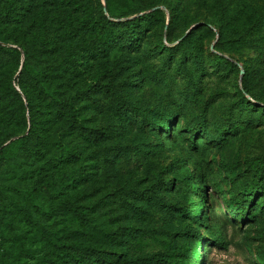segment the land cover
<instances>
[{"label":"rangeland","instance_id":"obj_1","mask_svg":"<svg viewBox=\"0 0 264 264\" xmlns=\"http://www.w3.org/2000/svg\"><path fill=\"white\" fill-rule=\"evenodd\" d=\"M24 1L31 7L20 11L10 27L20 41L31 32H65L78 15L69 0ZM159 7L164 28L153 25L138 49L115 46L107 55L84 59L87 85L111 82L109 90H96L85 111L89 126L103 137L85 144L76 162H56L48 172L55 177L80 165L90 168L88 181L54 200V206L65 199L76 202L86 219L54 218V242L92 247L107 264H127L128 255L196 246L200 240L183 232L198 227L206 237L198 261L262 264L264 195L255 204V216L244 220L229 205L251 177L245 160L264 156V103L248 108L238 93L244 68L264 47V0H162ZM83 34L92 43L91 33ZM161 39L187 53L185 65L157 49ZM217 53L235 66L218 61ZM259 71L264 73V66ZM255 83L254 92L264 98V77ZM137 109L157 125L142 122ZM160 174L173 183L167 191L177 207L172 211L125 190L146 186ZM180 181L188 187L178 189ZM200 207L208 220L201 215L194 221L178 209L198 215ZM32 239L39 244L28 231L11 245L26 249ZM52 251L54 264H87L80 254L59 258L55 246ZM41 253H21L0 264H34Z\"/></svg>","mask_w":264,"mask_h":264},{"label":"trees","instance_id":"obj_2","mask_svg":"<svg viewBox=\"0 0 264 264\" xmlns=\"http://www.w3.org/2000/svg\"><path fill=\"white\" fill-rule=\"evenodd\" d=\"M161 3L162 0H69L78 15L65 32H31V36L20 41L18 32L10 27L20 11L28 10L31 4L24 0H0V263L20 257L21 253L42 251L34 264H54L52 249L55 246L59 258L80 254L84 263L107 264L95 248L54 242V218L56 221L59 218L86 219L76 202L65 199L54 206V200L88 181L89 166L80 165L55 177L48 172L56 162H76L85 144L103 137L89 126L85 111L96 90H109L111 82L103 86L99 82L87 85L83 68L85 57L107 55L115 46L131 51L138 49L140 39L153 25L156 24L159 31L164 28L165 13L159 7ZM81 32H90L92 43H88ZM156 47L170 57L176 55L185 65L187 53L184 50L168 47L163 39ZM214 49L220 51L219 45L215 44ZM215 57L235 66L223 54L217 53ZM263 66L264 47L259 46L256 62L244 68L242 88L238 90L248 108L264 103V98L254 92L255 79L264 77L259 71ZM137 111L142 122L156 124L152 116ZM162 124L163 130L169 133L170 124ZM244 163L251 177L239 186L240 198L231 197L234 203L229 205L235 217L242 220L255 216V204H260L258 198L264 195V156L247 158ZM187 187L185 181L177 185L178 189ZM172 188L173 183L160 174L146 186L125 190L147 204L172 211L177 208L167 194ZM197 190L195 187L194 191ZM244 206L248 211L244 212ZM178 209L194 221L201 215L206 220L209 218L201 207L198 215L185 208ZM28 231L39 244L35 245L32 239L26 249L13 248L11 243L18 241L21 235L26 237ZM183 233L199 239L200 243L183 252L170 247L128 255L125 262L187 264L198 261L202 256L201 242L206 237L198 227ZM259 257L264 264V252ZM198 264L204 261L200 259Z\"/></svg>","mask_w":264,"mask_h":264}]
</instances>
